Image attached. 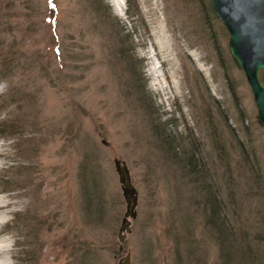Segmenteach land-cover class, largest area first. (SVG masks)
<instances>
[{
    "label": "rangeland",
    "instance_id": "rangeland-1",
    "mask_svg": "<svg viewBox=\"0 0 264 264\" xmlns=\"http://www.w3.org/2000/svg\"><path fill=\"white\" fill-rule=\"evenodd\" d=\"M104 1L131 36L128 62L86 0H0V46L24 55L0 66V125L14 131L1 128L0 144L12 169L24 167L1 171L3 185L40 162L60 212L51 224L63 222L68 185L73 223L70 236L58 228L60 264H118L127 254L130 264H222V220L260 244L264 263V129L223 24L187 0H120L123 16ZM154 53L159 91L148 76ZM115 159L138 199L120 252L126 203Z\"/></svg>",
    "mask_w": 264,
    "mask_h": 264
},
{
    "label": "bare ground",
    "instance_id": "bare-ground-1",
    "mask_svg": "<svg viewBox=\"0 0 264 264\" xmlns=\"http://www.w3.org/2000/svg\"><path fill=\"white\" fill-rule=\"evenodd\" d=\"M110 3L114 7L115 14L123 16L125 7L122 2L110 0ZM167 49L164 44L159 51L165 61L169 60V53L165 52ZM155 55L154 53L153 56H149L151 63L148 67V76L151 79L152 90L159 91L163 86L160 70L155 63ZM13 158L3 148V144H0V173L15 170L7 163L8 159ZM38 164L40 162L36 161L26 166L29 173L14 178L10 183L8 182V186L3 185L7 182L0 176V264H60L61 259L65 258L62 252L63 231L60 234L58 230L62 221H53V224L49 221L53 215L59 216L60 212L55 205L54 194L48 196L45 191L46 188L39 176ZM16 168L24 171V167L20 165ZM62 192L66 202L61 211L62 224L67 227L64 234L70 236L73 222L71 223L72 213L67 184L62 187ZM70 242V237L66 238L65 245H70Z\"/></svg>",
    "mask_w": 264,
    "mask_h": 264
},
{
    "label": "water",
    "instance_id": "water-1",
    "mask_svg": "<svg viewBox=\"0 0 264 264\" xmlns=\"http://www.w3.org/2000/svg\"><path fill=\"white\" fill-rule=\"evenodd\" d=\"M211 12L223 24L228 34V53L238 71L245 77L256 108L257 124L264 129V82L260 73L264 72V0H209ZM113 166L120 182L125 214L118 230L119 252L125 233L128 232L129 218H135L138 202L132 186L129 169L118 159ZM118 264H130L127 254Z\"/></svg>",
    "mask_w": 264,
    "mask_h": 264
},
{
    "label": "trees",
    "instance_id": "trees-1",
    "mask_svg": "<svg viewBox=\"0 0 264 264\" xmlns=\"http://www.w3.org/2000/svg\"><path fill=\"white\" fill-rule=\"evenodd\" d=\"M188 2H192V4H197L199 6V9L202 14H204V17L208 20L210 16V5L205 3V0H187ZM130 2V0H129ZM86 3L88 7H90V11L92 12V9L94 11V14L97 16L98 19H100V22L98 23V28L101 27L103 29H106L108 31V34L111 35V33H114L116 30V39L117 41V55L121 58V60H125V62H128V58L126 56H129V53H132L134 49H131L132 47V39L131 36H128L127 34L123 33V35H120L119 31V24L116 23L117 20L112 15L111 9L109 6L105 4L104 0H86ZM132 6V5H131ZM131 8V7H130ZM130 9L128 10L127 14H130ZM206 20V21H207ZM0 48L3 50L1 52L0 50V66H7V67H18L17 63L20 60L22 63L24 62V55L19 54L20 50L17 48L16 44L14 45H8V46H0ZM19 51V52H18ZM26 61V59H25ZM20 63V62H19ZM22 65V64H21ZM23 67V66H22ZM133 68V66H131ZM132 70V69H131ZM261 82H264V72H261L260 74ZM140 99L138 98L139 102L144 101L143 100V93L140 92ZM143 107H146V104L143 105ZM2 126L0 125V131ZM12 126L3 127L2 129L4 132L13 133ZM245 157L248 155L243 153ZM243 158L244 162H248L246 158ZM251 160V159H250ZM249 163V162H248ZM253 165V164H252ZM254 166V165H253ZM227 195H231V192H227ZM220 206V212H221V203L219 202ZM96 212V210H95ZM217 222V220H215ZM223 220L221 221V235L223 237L222 241H218V249H219V257L220 260H222V264H264L263 258L261 257L262 254L260 253V247L259 245H256L253 240H250L249 237L245 236L243 231L238 228L237 231H232L228 227L223 224Z\"/></svg>",
    "mask_w": 264,
    "mask_h": 264
}]
</instances>
